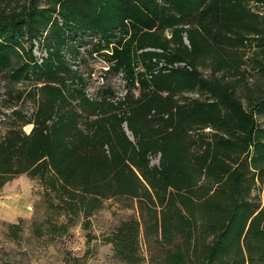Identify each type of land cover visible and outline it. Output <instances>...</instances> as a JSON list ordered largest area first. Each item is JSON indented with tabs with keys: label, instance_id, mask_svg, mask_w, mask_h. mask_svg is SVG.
<instances>
[{
	"label": "trees",
	"instance_id": "16d2710c",
	"mask_svg": "<svg viewBox=\"0 0 264 264\" xmlns=\"http://www.w3.org/2000/svg\"><path fill=\"white\" fill-rule=\"evenodd\" d=\"M0 2V72L41 85L31 119L13 111L0 138V190L14 177L36 178L84 229L105 201H134L137 217L105 239L126 264L141 262L142 246L149 264H264V17L249 6L264 0ZM188 18H198L190 48L178 29L163 36ZM79 47L110 52V71L142 97L114 106L66 95L73 75L63 52ZM146 47L161 53L137 54ZM160 59L188 67L157 68ZM252 72L258 84L248 83ZM122 105L128 114L118 113Z\"/></svg>",
	"mask_w": 264,
	"mask_h": 264
},
{
	"label": "rangeland",
	"instance_id": "374dc122",
	"mask_svg": "<svg viewBox=\"0 0 264 264\" xmlns=\"http://www.w3.org/2000/svg\"><path fill=\"white\" fill-rule=\"evenodd\" d=\"M44 1L37 0L39 7H44ZM249 6L264 17L263 7L253 2ZM197 21L198 18H188L171 29H164L162 34L169 40L172 29H178L182 43L190 48L188 35L191 29L197 27ZM202 25L207 27L206 22ZM86 48H77V54L63 52L64 61L73 75L72 78L65 80L66 95L77 90L92 104L106 102L114 106L123 104L128 94L135 99L142 97L138 84L130 88L121 71L115 73L110 71L113 62L103 56L104 52L111 55L110 52L87 55L89 48ZM254 49L255 47L246 48L247 57ZM33 51L37 57L45 56L37 46ZM143 52L161 53L159 49L146 47L137 51V54ZM155 63L157 68L188 67L185 62L174 63L171 66L162 59ZM135 71L143 72L141 65L137 66ZM202 72L204 75L208 73L205 69ZM254 73L248 77V83L251 85L258 84L259 78ZM39 86L41 85L34 80L11 83L7 79V74L0 72V138L10 125L9 119L13 111H21L31 119L32 112L38 104V94L32 97V91ZM157 95L162 98L166 96L163 92H157ZM180 96L196 97L194 93H184ZM241 100L246 106V100L244 98ZM71 103L75 104L76 101ZM119 111L121 115L128 114L124 105L119 107ZM257 120L264 127V116L257 117ZM32 127L33 124L30 123L22 130L28 134ZM122 128L126 136L133 140L126 122L122 123ZM150 164L157 165L158 157H151ZM262 194L263 190L253 191V195L259 197L263 204ZM55 205L56 201L36 178L20 175L4 185L0 190V264H126L115 256L112 246L106 243L105 239L120 222L137 217L134 201L119 198L105 201L102 208L90 218L88 229H84L80 216L72 218L70 222ZM11 225L19 230L17 238L11 237ZM64 226L66 229L63 230ZM141 257L139 264H149L144 246Z\"/></svg>",
	"mask_w": 264,
	"mask_h": 264
}]
</instances>
